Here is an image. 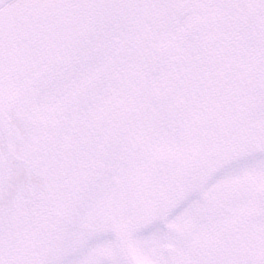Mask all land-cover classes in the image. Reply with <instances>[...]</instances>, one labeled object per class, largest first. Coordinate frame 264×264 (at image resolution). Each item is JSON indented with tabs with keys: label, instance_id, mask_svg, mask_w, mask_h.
<instances>
[{
	"label": "snow or ice",
	"instance_id": "6c2138e0",
	"mask_svg": "<svg viewBox=\"0 0 264 264\" xmlns=\"http://www.w3.org/2000/svg\"><path fill=\"white\" fill-rule=\"evenodd\" d=\"M0 264H264V0H0Z\"/></svg>",
	"mask_w": 264,
	"mask_h": 264
}]
</instances>
